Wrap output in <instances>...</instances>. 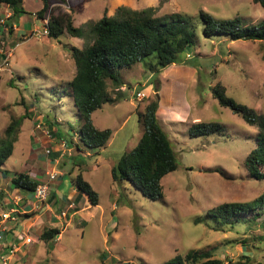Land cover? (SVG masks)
I'll return each mask as SVG.
<instances>
[{"label": "rangeland", "instance_id": "rangeland-1", "mask_svg": "<svg viewBox=\"0 0 264 264\" xmlns=\"http://www.w3.org/2000/svg\"><path fill=\"white\" fill-rule=\"evenodd\" d=\"M43 6V0H24L27 14L21 26L17 21L16 29L13 24L0 33V50L9 58L8 69L0 74V147L13 119L24 117L5 170L33 179L55 173L64 187L59 196L51 192L48 211L46 205L35 207L32 197L12 188L10 175L0 173V221L12 208L22 212L27 200L34 206L25 230L32 242L20 248L11 264H163L191 250L211 251L225 264H264V208L242 214L235 226H222L208 215L224 203H250L264 194V180L252 177L245 165L260 128L221 107L212 95V88L221 85L229 97L264 117V42L206 38L197 19L203 11L218 20L239 17L245 26H258L263 8L254 0H51L44 19L66 13L84 29L105 14L115 16L120 7L155 8L158 17L180 14L198 26V46L175 64L158 73L144 64L122 69L120 89L108 82L116 101L96 111L93 122L112 136L97 156L87 155L91 150L79 141L81 121L70 96L76 74L70 50H83L89 42L67 33L59 39L29 37L43 27L38 17ZM156 99L178 169L162 179L164 199L153 201L132 183L114 182L112 168L138 145L144 133L139 114ZM200 122L218 123L222 130L191 137L192 126ZM80 170L99 195L97 207L84 196L81 208L74 203L70 209L69 192ZM66 180L69 200L60 197L69 189ZM78 209L84 210L75 214ZM46 229L61 231L51 253L40 240ZM19 233L24 243V232Z\"/></svg>", "mask_w": 264, "mask_h": 264}, {"label": "trees", "instance_id": "trees-1", "mask_svg": "<svg viewBox=\"0 0 264 264\" xmlns=\"http://www.w3.org/2000/svg\"><path fill=\"white\" fill-rule=\"evenodd\" d=\"M50 1L43 0V9L38 13L41 20L49 10ZM254 3L264 10V0H254ZM1 6L13 15L6 24L10 28L27 14L24 0H0ZM197 19L203 25V35L206 38L227 37L231 41L264 42V21L258 26H245L239 17L218 20L203 11ZM49 28L51 39H59L67 33L73 38L89 42L83 50L76 47L70 50L76 64V74L70 83V96L74 99L81 121L77 134L79 141L94 151L105 148L112 136L111 130H98L93 122L96 111L116 101L108 92V82L120 89L122 69H132L137 64H144L147 71L158 73L175 64L178 56L192 53L199 44L198 26L193 21L180 14L158 17L155 8L136 11L120 7L115 16L109 17L105 14L99 21L89 23L85 29L75 27L70 14L59 13L51 16ZM212 95L221 107L240 116L248 125L260 128L256 138L257 147L247 157L245 165L252 177L264 180V173L261 172V167H264V117L229 97L221 85L212 88ZM158 109V99L145 106V111L139 114L144 133L138 145L124 154L112 168L114 182L132 183L153 201L164 199L162 179L178 169L174 146L160 125ZM24 120V117L13 119L5 132L6 139L0 147V173L10 175L12 188L29 198L42 183L28 173L5 170L7 161L14 154L16 134ZM221 130L222 126L218 123L200 122L193 125L189 133L191 137H201ZM57 132L59 133L58 129ZM81 166L77 165L78 168H82ZM73 182L79 192L80 208L84 204V196L93 207L99 206V195L84 179L83 170H80ZM257 208L263 210L264 194L250 203H224L209 211L208 215L222 226H235L241 222L242 214ZM59 234L61 231L58 229H46L41 234L40 240L46 244L48 253L54 250V241ZM4 235L5 245L8 246L10 232L7 231ZM163 264L225 263L221 259H215L211 251L191 250L185 256L177 255Z\"/></svg>", "mask_w": 264, "mask_h": 264}, {"label": "built area", "instance_id": "built-area-1", "mask_svg": "<svg viewBox=\"0 0 264 264\" xmlns=\"http://www.w3.org/2000/svg\"><path fill=\"white\" fill-rule=\"evenodd\" d=\"M2 13L4 15L0 18V23L3 29L1 28V32H4L6 29H8V26H6L7 21L13 16L12 13L5 9ZM18 25V24H17ZM13 27L16 29V24L13 25ZM44 36L49 37L50 35V28H49V19L45 18L43 22V27L41 29L34 30L33 32H30L28 35L29 37L33 36ZM9 67V58L8 56H3L2 52L0 50V74L1 72L7 70ZM57 175L55 173L49 175V180L46 183L40 184L36 191L32 194V198L35 201L34 205L35 207L41 208V206L46 205L48 211H51L52 204L49 202L51 191H52V183L56 181ZM51 204V205H50ZM74 205H70V209H73ZM19 214L20 212L11 209L9 212L3 213L1 215L2 220L0 223L2 224L3 228H0V264H11L12 257L16 255L17 252L20 250L19 245L15 244H7L5 245V233H6V223H17L19 220ZM62 217H66V212H61ZM3 242V244H2ZM31 238L27 237L25 240L26 244H31ZM2 244V245H1Z\"/></svg>", "mask_w": 264, "mask_h": 264}, {"label": "crops", "instance_id": "crops-1", "mask_svg": "<svg viewBox=\"0 0 264 264\" xmlns=\"http://www.w3.org/2000/svg\"><path fill=\"white\" fill-rule=\"evenodd\" d=\"M22 18L18 21V24L21 26V24H22ZM152 87V86H151ZM60 133V132H59ZM58 133V134H59ZM59 136H60V134H59ZM79 147V146H78ZM104 149V148H103ZM89 150V149H88ZM101 151H102V149L100 150V151H94V150H91L90 152L89 151H86L87 153V155L89 154V155H91V154H95V155H97V156H101ZM83 169V168H82ZM90 172V171H89ZM85 174H86V172H83V176H84V178H85V180H87L86 179V176H85ZM46 179V178H45ZM45 179H42V177L41 176H39V178H38V176L36 177V180H38L40 183H46L48 180H49V177L45 180ZM66 182H68L67 180H66ZM73 184V183H72ZM52 191L51 192H53V194L54 195H58L59 196V190H60V188L63 186L64 187V182H63V179H61V180H58V181H54L53 183H52ZM68 186H69V189H68V191H66V195L64 196V195H60V197L61 198H66V200H69L67 197H68V195L70 194V200H72L73 202L71 203L72 205H74V203L78 206V202H79V192L77 191V189H76V187L74 186V184H73V191L70 193L69 191H70V188H71V183H69L68 182ZM68 192H69V194H68ZM53 195V196H54ZM81 196H82V194H81ZM86 197V196H85ZM75 199V200H74ZM20 202V201H19ZM32 203V202H31ZM30 202H29V200H27V202H26V204H25V206L24 207H22V208H20L21 210H22V212H20L21 214H22V218L19 216V220H18V222L17 223H15V224H10V227H8V226H6V230L8 231V232H10V237H9V239H7V241H8V244H15V245H19L20 246V248H22V247H25L26 245H28V244H26L25 242L24 243H22L21 242V236H20V231H23L24 232V234H23V237H25V238H27L26 236V233H25V230H27V231H29V229L27 228V225H28V222H29V220H30V216L28 215L31 211L30 210H32V209H34V206L32 207V204H31ZM74 208V207H73ZM12 209H15V210H17V211H19L18 210V208H12ZM84 209H86V208H84ZM83 209V210H84ZM83 210H79L78 209V211H76L75 212V214H77V213H81ZM57 222V221H56ZM7 224V223H6ZM9 224V223H8ZM6 231V232H7ZM26 231V232H27ZM2 244H3V242H2ZM1 244V245H2ZM25 245V246H24Z\"/></svg>", "mask_w": 264, "mask_h": 264}]
</instances>
